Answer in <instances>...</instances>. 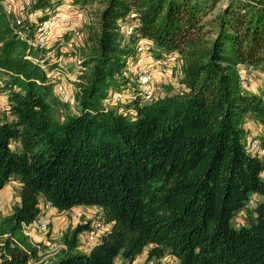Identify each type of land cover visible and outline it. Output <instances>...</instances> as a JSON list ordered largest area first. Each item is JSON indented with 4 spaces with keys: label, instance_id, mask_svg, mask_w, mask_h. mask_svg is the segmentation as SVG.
<instances>
[{
    "label": "trees",
    "instance_id": "1",
    "mask_svg": "<svg viewBox=\"0 0 264 264\" xmlns=\"http://www.w3.org/2000/svg\"><path fill=\"white\" fill-rule=\"evenodd\" d=\"M87 29L77 109L58 119L65 103L0 0V189L20 184L19 201L0 214V264L39 260L23 226L41 200L57 212L96 206L110 225L88 250L79 235L91 222L67 228L48 264L131 262L145 248L148 259L170 254L179 264H264V157L243 140L250 118L264 150V94L243 90L236 73L238 64L264 73V0H107ZM139 39L157 57L181 59L177 86L152 99L130 89L124 72ZM122 87L133 97L103 104Z\"/></svg>",
    "mask_w": 264,
    "mask_h": 264
},
{
    "label": "rangeland",
    "instance_id": "2",
    "mask_svg": "<svg viewBox=\"0 0 264 264\" xmlns=\"http://www.w3.org/2000/svg\"><path fill=\"white\" fill-rule=\"evenodd\" d=\"M36 0H11L12 3V10L14 14H17V9H20L23 6H25V9L27 11H33L36 8L33 7V4ZM79 6H74V8L78 9V18L79 21L77 23V28L82 35L78 37H73V40L71 42V45L73 47V50H70V53H64L65 55V66L63 69V73L61 75V80L59 84H61V81H64V84L66 85V88L70 92V100L65 103V105H59L55 109V116L58 119H63L64 115L69 112H75L77 109V101L75 97V82L77 81V75L79 74L81 70L80 64L77 63L76 59L81 58L82 56H85L84 54V48L88 45L87 42V32L90 26H94L99 19L100 13L105 7L107 0H73ZM28 2V3H26ZM223 2V1H221ZM221 2L218 4V6L221 4ZM72 3V2H71ZM69 10H73V8H69ZM68 11V12H70ZM217 10H212L211 13L215 14ZM28 13V14H29ZM121 30L123 29L125 31V26H121ZM70 32V31H69ZM68 31L66 33H63L60 35L57 42H55L54 47L57 45H60L62 41H69L71 39V32ZM71 41V40H70ZM53 47V46H52ZM134 46V52H135ZM56 48V47H55ZM56 50V49H55ZM58 53V51H56ZM38 54H35V59H31L33 62L38 63L41 65V67L46 71V75H48V79H50L51 76V67L49 64H51V59L53 60L55 57L50 56L46 54V51H37ZM70 54V55H67ZM167 53L162 54L160 57H157L154 50L152 49V46L150 45L149 48L145 49L144 52H141L139 54L132 56V58L128 59V62L125 66L124 72L126 77L130 80V89L137 90L138 85L136 83L137 75L139 74V71L143 69L144 67H149L150 71L152 72V76L154 78V83L156 87H160V90H164L165 85H173L177 86V83L179 80L178 77L181 72V66L179 59H173L172 61L167 60L166 57ZM47 56V57H45ZM50 57V61L48 59ZM53 62V61H52ZM74 76V78H72ZM1 77H5V75L0 74ZM49 81V80H48ZM53 93H55L54 89V83L51 84ZM118 89H115L117 91ZM243 90L248 92H254V93H260L264 94V73L260 70L253 68L250 73H248V84L246 87L243 88ZM119 91H125V94L128 95L132 93L131 90L127 88H120ZM1 92V91H0ZM4 95V94H2ZM2 95L0 97H2ZM157 95V94H156ZM124 99H128L127 97ZM1 112V111H0ZM245 125V126H244ZM243 128H244V141L247 137L251 135H257L259 136L261 134L262 128L261 126L254 120L250 118H246L243 122ZM15 146V144H12V147ZM16 181L15 179H11ZM8 186L2 190V187L0 189V206L3 208V214L10 211L11 207L16 203V198H19V188H17V185L15 182H8ZM10 185V186H9ZM257 196V195H256ZM41 214L42 217L48 222V232L42 233L39 232L35 228H31L30 231V239L37 243L39 247V260L36 264H48V262L54 257L55 252L62 246L61 243V234L63 231H65L67 228H72L80 221H90L91 223L94 221L97 222L99 219V210L97 207L94 206H74L70 208L69 210L65 211L66 213H62V221L64 226L61 228H56L55 233L56 235L50 236L52 233V223H51V217L52 214L56 213L57 210L54 207L49 208H43V201L41 200ZM52 210V211H51ZM51 211V212H50ZM58 214V212H57ZM56 219V218H54ZM236 223H240L243 221V212H240L235 220ZM103 229L101 227L99 231ZM82 233H80L79 237H82ZM37 236L42 237L39 240H33V238H36ZM147 258V248H145ZM120 257V256H119ZM164 257V256H163ZM148 259V258H147ZM124 260V259H123ZM153 260L156 262L155 258L148 259ZM157 264H160L161 259H157ZM171 256L166 255L164 261L162 264H170ZM127 261V260H126ZM128 262V261H127ZM34 262H30L29 264H33ZM154 263V262H153Z\"/></svg>",
    "mask_w": 264,
    "mask_h": 264
},
{
    "label": "built area",
    "instance_id": "3",
    "mask_svg": "<svg viewBox=\"0 0 264 264\" xmlns=\"http://www.w3.org/2000/svg\"><path fill=\"white\" fill-rule=\"evenodd\" d=\"M51 1V5H48L44 8H36L35 10L30 11V13L25 9V6L22 5L20 9H17V14H14L11 0H1V6L15 31L28 43L30 48L40 52L46 51V54L55 57L53 60L51 59V61L50 57H48L49 61L51 62V64H49L51 67V76L48 80L49 83H54V89L58 99L62 102H67L71 98L70 92L66 88L64 81H61V84H59V82L61 80V75L64 72L63 69L65 66L66 55H64V53H70V50H73L71 45L73 37L82 35V33L76 29L79 18L77 16L78 9L74 8V6L77 7L79 5L74 3L75 1L73 0ZM69 8H73V10L70 11ZM123 26H125V32L127 34L132 31V27L130 25ZM67 31L71 32H69L72 36L70 39L71 41H62V43H60V45L55 48V42L58 41L61 34L66 33ZM150 45L151 43L147 39H139L136 43L135 53L139 54L144 52L145 49L150 47ZM56 51H58V53ZM27 57L37 60L35 55L32 54L27 55ZM166 57L169 61H172L173 59H179L181 66V59L178 52L171 51L166 54ZM76 61L79 64V59H76ZM252 69L253 67L246 64H238L236 67V73L241 88L246 87L248 84V73H250ZM136 83L138 85L136 94H139L145 99H152L163 94V91L160 90V87L155 86L156 83H154V78L149 67H144L139 71V74L136 78ZM2 94L4 93L0 92V96ZM124 97L130 99L133 97V93L126 95L125 91H109L103 98L102 102L104 105H110L116 102L122 103L126 100ZM244 146L247 153L257 156L258 158L264 157V150L262 149L259 136L251 135L247 137L244 141ZM49 207H51V205L48 202L43 204L44 209ZM0 214H3V208L1 206ZM103 226L105 225L100 223L98 220L97 222L94 221V223H90V228L83 232L81 238L79 237L80 247L88 250L91 246H93V244L100 238V235L104 229H101L100 231L99 229ZM23 227L24 232L28 236L30 235L29 230L31 228H35L42 233L48 232L49 229L48 222L42 217V214H39L31 223L24 224ZM170 256V264H179V260L176 257L172 255ZM165 257L166 255L160 258V261H162L160 264L163 263Z\"/></svg>",
    "mask_w": 264,
    "mask_h": 264
},
{
    "label": "crops",
    "instance_id": "4",
    "mask_svg": "<svg viewBox=\"0 0 264 264\" xmlns=\"http://www.w3.org/2000/svg\"><path fill=\"white\" fill-rule=\"evenodd\" d=\"M181 77V72H180V75H179V77H178V79ZM72 78H74V76H72ZM178 81V80H177ZM7 108V99H6V95L4 94L2 97H0V117L3 115V113H4V111H5V109ZM245 126V125H244ZM8 182H15L16 183V185H17V188H19V186H20V184H19V182L16 180V181H14V180H9ZM7 182V183H8ZM5 184L4 185V187L2 188V190L4 189V188H6V186H8V184ZM10 186V185H9ZM0 201H1V196H0ZM19 201V198H16V203ZM84 206V205H83ZM52 207V206H51ZM50 207V208H51ZM94 207H96V206H94ZM97 209L99 210V215L101 214V209L100 208H98L97 207ZM52 211V210H51ZM50 211V212H51ZM62 213H66L65 211L64 212H58V214H57V212L56 213H54V214H52V217H51V223H52V234L50 235L51 237H52V235L54 234V235H56V233H55V230H56V228H61L62 226H64V224H63V221H62ZM54 218H56V219H54ZM81 222H84V221H80V223ZM110 225L109 224H106L105 226H103V229H106V228H108ZM42 237H40V236H37L36 238H33L32 237V239L34 240H39V239H41ZM81 238V237H80ZM146 253V250H143L140 254H138L136 257H135V259L134 260H132L131 262H127L126 260H123L121 257H116V259H115V264H157V259H156V262L155 261H153V260H148L147 258H146V255H144ZM154 262V263H153Z\"/></svg>",
    "mask_w": 264,
    "mask_h": 264
}]
</instances>
